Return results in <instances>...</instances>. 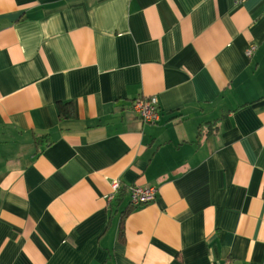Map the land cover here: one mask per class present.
<instances>
[{"label":"crops","instance_id":"1","mask_svg":"<svg viewBox=\"0 0 264 264\" xmlns=\"http://www.w3.org/2000/svg\"><path fill=\"white\" fill-rule=\"evenodd\" d=\"M0 264H264V0H0Z\"/></svg>","mask_w":264,"mask_h":264},{"label":"built area","instance_id":"2","mask_svg":"<svg viewBox=\"0 0 264 264\" xmlns=\"http://www.w3.org/2000/svg\"><path fill=\"white\" fill-rule=\"evenodd\" d=\"M241 0H235V4H240ZM256 50V46H250L245 51L246 58L250 59ZM131 112L142 123L155 125L160 119V108L156 97L137 98L131 104ZM114 195L109 197V203L114 200L118 193L119 184L113 182ZM157 189L152 187L132 186L128 188V204L132 209L141 208L156 201Z\"/></svg>","mask_w":264,"mask_h":264},{"label":"trees","instance_id":"3","mask_svg":"<svg viewBox=\"0 0 264 264\" xmlns=\"http://www.w3.org/2000/svg\"><path fill=\"white\" fill-rule=\"evenodd\" d=\"M58 117L59 120H70L73 118V109H72V104L71 103H66V104H59L58 105ZM37 145H46L49 146L48 142V137H41L40 139H37ZM128 197V190L126 189H120L118 190L117 197L115 198L116 202L120 203L122 202L125 198ZM129 209L132 210V208L129 206ZM127 209L125 210L124 213H122L121 218H120V225H119V241L123 243V225H124V219L125 217L129 214L130 210Z\"/></svg>","mask_w":264,"mask_h":264}]
</instances>
